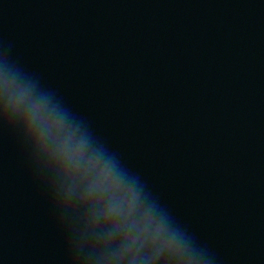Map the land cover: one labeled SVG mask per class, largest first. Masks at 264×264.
Wrapping results in <instances>:
<instances>
[{
    "label": "water",
    "instance_id": "obj_1",
    "mask_svg": "<svg viewBox=\"0 0 264 264\" xmlns=\"http://www.w3.org/2000/svg\"><path fill=\"white\" fill-rule=\"evenodd\" d=\"M197 92L264 216V0H134Z\"/></svg>",
    "mask_w": 264,
    "mask_h": 264
},
{
    "label": "clouds",
    "instance_id": "obj_2",
    "mask_svg": "<svg viewBox=\"0 0 264 264\" xmlns=\"http://www.w3.org/2000/svg\"><path fill=\"white\" fill-rule=\"evenodd\" d=\"M21 99L29 101V124L35 126L39 142L48 147L60 205L70 210L97 242H106L114 232L126 237L139 233L153 220L163 227L138 181L50 95L25 85Z\"/></svg>",
    "mask_w": 264,
    "mask_h": 264
}]
</instances>
